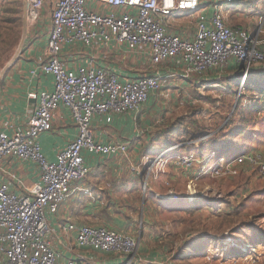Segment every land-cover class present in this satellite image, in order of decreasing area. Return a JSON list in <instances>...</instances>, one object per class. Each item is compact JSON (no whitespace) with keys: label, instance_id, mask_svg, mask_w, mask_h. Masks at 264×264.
Segmentation results:
<instances>
[{"label":"built area","instance_id":"obj_1","mask_svg":"<svg viewBox=\"0 0 264 264\" xmlns=\"http://www.w3.org/2000/svg\"><path fill=\"white\" fill-rule=\"evenodd\" d=\"M26 1L27 21L35 24L44 10L45 0ZM244 1L52 2L51 30L46 47L29 74L33 78L51 77L53 89L28 91L27 98L34 101L32 113L22 124L0 129V160L32 164L36 172V179L30 187L21 184L24 188L22 193L12 189L8 181L0 182L1 264H78L76 259L64 257L53 247L48 218L58 213L62 202L73 191L72 184L87 176L90 167L85 162L86 154L129 158L126 142L104 143L94 139L91 128L94 117L107 116L109 122L112 114L138 111L152 93L161 90L164 78L175 76L172 73L162 76L155 72L128 79L112 67L95 64L93 58L86 63L69 65V55L77 57L83 52L76 47L89 50L114 45L118 50L124 49L148 59L153 68L176 63L183 67V74H180L183 77L215 71L231 62L245 67L246 62V70L238 76L239 88H243L252 64L250 60L264 61V48H260L258 36L225 24L223 6L240 5ZM209 6H212L211 10L206 13L205 8ZM177 17L194 18L195 21L188 30L181 26L180 33H170L169 21ZM60 106L69 111L76 135L49 160L43 155L38 139L52 130ZM169 151L165 149L158 158L155 157L161 165L164 164V156H171ZM232 160L222 164L214 162L212 170L222 171L227 166L230 171L232 163L247 161L258 163L260 174L264 176V160L257 161L245 153ZM158 162L144 157L132 170L138 171L139 167L150 163L148 177L161 170ZM157 196L162 199L178 198L176 194ZM64 230L75 234L78 247L127 256V264L135 259L139 249L136 236L104 225L70 223L64 226Z\"/></svg>","mask_w":264,"mask_h":264},{"label":"rangeland","instance_id":"obj_2","mask_svg":"<svg viewBox=\"0 0 264 264\" xmlns=\"http://www.w3.org/2000/svg\"><path fill=\"white\" fill-rule=\"evenodd\" d=\"M18 1L0 0V71L15 53L21 39L22 4L18 9ZM53 1L45 0L47 16L51 14ZM248 3L245 10L243 4L224 5V22L229 27L242 28L258 36L260 48H264V0H249ZM211 7H206L205 12L209 13ZM14 11H18L16 25L11 23V18L4 20L14 17ZM194 21V18H184L176 23L188 30ZM47 23L46 19L41 21L39 40L45 38L46 28L49 29ZM32 25L28 22L27 31ZM250 62L251 79L248 80V75L243 88H239V79L230 80L238 73L229 70L231 64L197 74L199 81H193L192 76L183 78L175 71V77L164 79L161 88L168 90L169 96L146 104L149 110L154 104L159 109L161 104V112L169 115L163 119V125L151 129L152 139L159 132L169 131L162 136L161 142L177 143L172 144L171 156L163 157L162 165L155 158L161 153L141 156L142 161L144 157L157 161L161 170L157 168L158 173L147 177L149 163L136 171L142 177L138 186L140 193L151 207L147 212L143 210L149 215L147 219L153 237L144 242L149 250L140 245L136 264L151 261L153 264H264V245L257 236L259 229L264 231V176L260 174V165L236 162L231 164L230 171L227 166L222 171L212 170L214 162L222 164L240 153L257 161L264 160V108L257 110V106L254 107V101L258 99L260 105L264 100V93L260 94V88L264 89V61ZM246 68L245 62L241 73ZM189 79L186 85L184 80ZM227 87L236 89V93ZM243 116L247 120L240 122ZM201 168L207 173L202 174ZM167 194H176L178 198L162 200L157 196ZM185 195L192 197L184 199ZM114 199L118 206L122 205L120 195ZM126 200L130 201V198L125 197ZM136 206L137 214L131 218L132 226L130 224L134 231L138 230L142 213L139 203ZM227 214L232 218L227 219ZM161 246L166 248L165 256L160 253ZM245 250L250 253L238 254ZM235 254L238 255L234 257Z\"/></svg>","mask_w":264,"mask_h":264},{"label":"crops","instance_id":"obj_3","mask_svg":"<svg viewBox=\"0 0 264 264\" xmlns=\"http://www.w3.org/2000/svg\"><path fill=\"white\" fill-rule=\"evenodd\" d=\"M242 8L245 10L244 7ZM43 11L41 13L43 18L40 17L41 21L45 22L46 19L47 24H49V29L46 28L45 38L38 39L39 35H42L41 21L40 24H33L31 30L27 31L26 34V49L23 53H20L17 62L10 67L4 79L2 78L3 81L0 86V129L18 126L25 121L27 115L32 113L34 101L27 98L28 91H51L53 89L51 77L37 76V78H33L29 74V71L37 64L38 57L45 50L51 28L50 14L47 16L45 10ZM181 19L184 18L177 17L169 21L170 33H180V27L183 25L176 22ZM78 49H82L83 52L78 53L77 57L69 55V65H72V63H86L93 58L95 64L112 67L118 74L128 79H135L144 74L155 72L167 76L171 73L176 75L175 71H179L180 76L183 71V67L176 63L163 64L158 68H153L148 59L137 57L124 49L118 50L114 45L95 47L89 50L78 46L76 50ZM230 64L234 65L232 62ZM196 75L191 74L188 77L192 76L193 81L194 79L199 81ZM169 78L173 79L172 77ZM164 79L166 80V78ZM230 80L235 82L238 77L232 75ZM184 81L188 85L190 79ZM164 95L169 96L168 90L161 89L152 93L138 111L127 114H112L109 122L106 120L107 116L94 117L91 125L94 139L104 143L126 142L129 148V158L86 154L85 162L90 167L87 176L82 181L72 184L73 191L62 202L58 213L48 218L52 245L64 257L74 258L78 264H127L128 260V257L124 255L102 253L89 247H78L75 243V234L72 232L67 233L64 230V226L70 223L75 225H104L131 234L136 236L139 240V247L141 245V248L144 249H146L142 244L144 238H153L150 222L147 219L149 215L144 214V199L138 187L142 177L135 170H132V167L140 163L142 155H158L165 149H170V154L174 151L172 144L177 143L176 141L161 142L162 136L169 131L159 132L153 139L150 135L152 130L163 125L164 120L162 119V121L158 114L155 125L146 128L150 121L146 117L150 118L158 111L161 114L163 108L160 104L158 109V107H154L156 106L154 104L149 110L146 104H149L151 100L157 101L160 99L161 101ZM75 135L76 127L70 118L69 111L64 106H60L56 112L52 130L42 134L38 139L43 155L49 160L53 159L55 153L73 140ZM152 151L154 153H151ZM35 179L36 172L32 169V164L0 160V182L8 181L12 189L22 193L24 188L21 184L24 183L26 187H30ZM118 195L123 199L121 206H118L116 199H114ZM125 197L130 198V201H125ZM135 201L136 204L139 203L142 213L138 220V230L134 231L131 230L130 224L132 226L133 221L131 218L137 214L134 210L137 208ZM147 211L148 208H145V212ZM127 224L128 226H126ZM2 259L3 255L0 253V264ZM129 264H136L135 259Z\"/></svg>","mask_w":264,"mask_h":264},{"label":"trees","instance_id":"obj_4","mask_svg":"<svg viewBox=\"0 0 264 264\" xmlns=\"http://www.w3.org/2000/svg\"><path fill=\"white\" fill-rule=\"evenodd\" d=\"M248 1H249V0H246V1L242 2L243 7H245V8L248 7V4H249ZM21 4H22V0L18 1V6H17L18 9L20 8ZM44 9H45V8H44ZM5 10H6V12H7L8 7H6ZM17 12H18V11H14V12H13V16H14V17H5L4 20H6V19H8V18H11V23H14V24L16 25V23L19 21V18H18V17H15V14H16ZM50 12H51V10H50ZM50 21H51V19H50ZM9 22H10V21H9ZM50 30H51V28H50ZM26 45H27V43L24 44L21 53H23L24 50L26 49ZM16 62H17V61H16ZM229 68H230L229 70H231V71H235V72H238V73L240 74V73H241V70H242V68H244V66L241 65V64H239V63H234V65H231ZM9 70H10V68L6 71L5 75L8 73ZM238 73L235 74L236 77H238V75H239ZM5 75H4V77H5ZM4 77H3V79H4ZM250 77H251V74H249V78H248V80L251 79ZM3 79H2L1 82H0V86H1V84H2ZM253 80L255 81V79H253ZM228 86H229V85H228ZM248 86H250V85H248ZM227 88L229 89L230 87H227ZM246 90H249V88H247ZM229 91H231L232 93H236V89H235V90H233V89H229ZM261 92L264 93V89H263V88H260V94H261ZM257 102H258V99L256 100V102L254 101V104H255L254 107L257 106V110H262V109L264 108V100H263L262 104H260V105H259ZM254 107H253V108H254ZM157 114H158V117L161 118V120H162V119H167V118H169V116H168L166 113H161V114H160V111H158V112L154 113V115H152V116L150 117V121L148 122V125L146 126L147 129H148V128H151V127H153V126L155 125V121L157 120V118H156ZM159 115H160L161 117H160ZM246 120H247V119H246L244 116L240 118V122H244V121H246ZM162 121H163V120H162ZM160 124H161V123H160ZM184 199H187V197L185 196ZM145 208H148V209L151 208V207L149 206V202H147V200H144V209H145ZM134 210H136V208H135ZM226 218H227V219H230V218H232V215H231V214H227V215H226ZM257 236H260V238H261L262 241H263V245H264V231L261 230V229H259V231H258V235H257ZM151 239H153V238H149V239H148V238H144V240H143V243H142V244L144 245V247H145L147 250H149V249H148V247L144 244V242H145L146 240H151ZM161 248H162V251H161L160 253H162V254L165 256V254H166V252H165V251H166V248L163 247V246H161ZM238 252H239V251H238ZM156 253H157V252H156ZM246 253L248 254V253H250V251H249V252H246V250H245V252H243V253H238V254L245 256ZM238 254H235V255H233V256L235 257V256H237ZM151 262H152V263H147V264H153V261H151Z\"/></svg>","mask_w":264,"mask_h":264},{"label":"water","instance_id":"obj_5","mask_svg":"<svg viewBox=\"0 0 264 264\" xmlns=\"http://www.w3.org/2000/svg\"><path fill=\"white\" fill-rule=\"evenodd\" d=\"M27 25H28V21H27V1L26 0H23L22 1V33H21V39L19 41V44H18V47L15 51V53L13 54V56L10 58V60L3 66V68L1 69L0 71V81L2 80V78L4 77L6 71L11 67L13 66L22 49H23V46H24V42H25V39H26V34H27Z\"/></svg>","mask_w":264,"mask_h":264},{"label":"bare ground","instance_id":"obj_6","mask_svg":"<svg viewBox=\"0 0 264 264\" xmlns=\"http://www.w3.org/2000/svg\"><path fill=\"white\" fill-rule=\"evenodd\" d=\"M188 198H191L190 196H188Z\"/></svg>","mask_w":264,"mask_h":264}]
</instances>
